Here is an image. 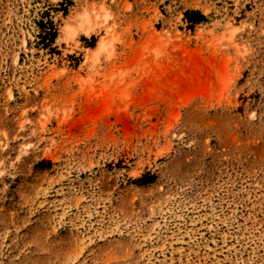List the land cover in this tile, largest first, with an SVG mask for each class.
Listing matches in <instances>:
<instances>
[{"label":"rangeland","instance_id":"1","mask_svg":"<svg viewBox=\"0 0 264 264\" xmlns=\"http://www.w3.org/2000/svg\"><path fill=\"white\" fill-rule=\"evenodd\" d=\"M0 264H264V0H0Z\"/></svg>","mask_w":264,"mask_h":264}]
</instances>
